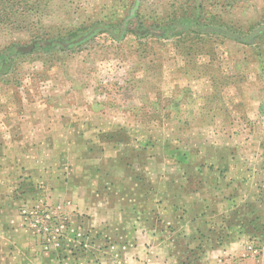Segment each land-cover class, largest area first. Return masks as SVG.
I'll return each mask as SVG.
<instances>
[{"label": "rangeland", "instance_id": "rangeland-1", "mask_svg": "<svg viewBox=\"0 0 264 264\" xmlns=\"http://www.w3.org/2000/svg\"><path fill=\"white\" fill-rule=\"evenodd\" d=\"M133 3L51 0L39 29L0 2V52L110 28L36 45L0 74V264H135L136 230L181 219L165 233L173 247L264 186V31L248 44L156 31L189 15L246 36L264 27V0H140L123 30Z\"/></svg>", "mask_w": 264, "mask_h": 264}, {"label": "trees", "instance_id": "trees-1", "mask_svg": "<svg viewBox=\"0 0 264 264\" xmlns=\"http://www.w3.org/2000/svg\"><path fill=\"white\" fill-rule=\"evenodd\" d=\"M0 2L6 3L8 6L9 5L12 6L15 4L20 5L22 8L21 11L22 15L28 13L32 16H35L34 27H36L37 24H40L37 25L36 28L39 29L44 28L42 24V19L44 15H46L51 0H0ZM231 5H233V3H229V6ZM6 8L7 7H5L2 12H4ZM9 12L10 14L12 13V11ZM10 18L11 16L7 14L6 17L3 18V20H10ZM126 19L131 20L132 18L129 17L128 15ZM183 25L187 27L188 31H184L181 28V26ZM122 29H124V24H122ZM258 29L259 28H257L256 30H254L253 32H251L246 36L225 30L224 32L221 33L224 34L225 36L235 39L238 42H241L243 44H248L249 41L253 40L255 37L263 34L261 33L262 31ZM105 30L110 31V28L107 26V29ZM168 30L172 32L173 36H177V37L183 36V34H187V33L196 35L207 32L205 30L204 25H196V19L189 17V15H182L177 20L176 23L166 24L165 26L158 28L156 30L157 35L163 39L168 38L169 35H167L166 33V31ZM148 32L149 30H147V32L145 31V33ZM136 34L140 35V33L137 30H136ZM34 36L36 38H39L41 35H38V33L36 32ZM65 36L74 37V32L73 33L69 32ZM93 36H91L89 39H91ZM67 37L36 39L35 41H36V45H38V47H40L43 51H51L56 45L70 41ZM16 54H21V52L18 50V47L15 46L6 47L0 52V74H6L10 71L11 64L9 61V57ZM192 206L193 204L192 205L190 204V209H192ZM208 208L206 207V209ZM184 212L185 211H183V213ZM210 212L213 215L216 214L214 208L211 209ZM204 216L205 213L203 211L198 212L197 214L194 213L192 220H195L196 218L202 220ZM202 222H204L206 225L204 229L202 228L200 229L199 227H197L194 230V232L191 233L190 235H182L181 239L183 240V243H179L175 241L176 244L174 243V246H180L182 248V250L180 251L182 254L190 253L192 255L197 254L199 256H202L205 249L211 248L214 245H221L230 242L233 240L234 237L233 235L237 233L239 235L248 236L249 239H254L258 243L264 242V186L260 187L258 191L256 193H253L250 197L246 199H242L237 204H233L229 213L221 215L219 221H217L216 219L209 218L208 220ZM176 223H178L177 220L175 221L173 220V222L165 221L163 224L162 223L160 224L163 230L166 229L169 232H173L175 230L174 226ZM207 225H210V227H207ZM234 228H237V230L234 231ZM185 260L186 261L184 262H189V256H185Z\"/></svg>", "mask_w": 264, "mask_h": 264}, {"label": "crops", "instance_id": "crops-1", "mask_svg": "<svg viewBox=\"0 0 264 264\" xmlns=\"http://www.w3.org/2000/svg\"><path fill=\"white\" fill-rule=\"evenodd\" d=\"M160 204H164V202H160L158 205ZM144 224H146L145 221ZM193 231L188 229L180 235H190ZM166 232L170 237L174 234L163 230V228L156 231V229H149L145 226L144 230H136L135 236L132 237V243L124 246L130 252V256L137 254L134 259L130 258V260L135 261V264H190L180 261L179 257H174L175 259L172 261L175 246H171L170 242L172 241L165 242ZM202 256L205 260L203 264H264V247L253 249L248 247L244 239H236L207 248Z\"/></svg>", "mask_w": 264, "mask_h": 264}, {"label": "water", "instance_id": "water-1", "mask_svg": "<svg viewBox=\"0 0 264 264\" xmlns=\"http://www.w3.org/2000/svg\"><path fill=\"white\" fill-rule=\"evenodd\" d=\"M139 3H140V0H134V4L131 7L130 12H129V17H131V18L134 17L135 11L138 8ZM127 20H129V19H126L125 20L124 29L127 28V24H126ZM105 29H107V26H105V25H96V26L92 27L90 30H88L87 32H85V33L81 34L80 36H78L77 38L72 39L70 41H67L65 43V45L67 47H70V46H75V45H78V44H82L87 39H89L91 36H93L94 34H96L98 31L105 30ZM205 30L207 32H220V33L221 32H224V30H221V29L216 28V27H205ZM258 30L264 31V27H260ZM35 46H36V41L34 40L30 44H28L26 46H20V47H18V50L21 53H30V52H32L35 49Z\"/></svg>", "mask_w": 264, "mask_h": 264}, {"label": "built area", "instance_id": "built-area-1", "mask_svg": "<svg viewBox=\"0 0 264 264\" xmlns=\"http://www.w3.org/2000/svg\"><path fill=\"white\" fill-rule=\"evenodd\" d=\"M45 215H47V214H45Z\"/></svg>", "mask_w": 264, "mask_h": 264}]
</instances>
